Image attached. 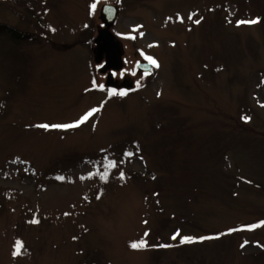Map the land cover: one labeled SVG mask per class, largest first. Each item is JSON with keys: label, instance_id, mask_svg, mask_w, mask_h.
<instances>
[{"label": "rangeland", "instance_id": "374dc122", "mask_svg": "<svg viewBox=\"0 0 264 264\" xmlns=\"http://www.w3.org/2000/svg\"><path fill=\"white\" fill-rule=\"evenodd\" d=\"M105 3L132 87L98 70ZM0 25V264H264V0H0Z\"/></svg>", "mask_w": 264, "mask_h": 264}, {"label": "water", "instance_id": "95a60500", "mask_svg": "<svg viewBox=\"0 0 264 264\" xmlns=\"http://www.w3.org/2000/svg\"><path fill=\"white\" fill-rule=\"evenodd\" d=\"M119 15V7L115 4L105 3L101 7V20L105 25L99 30L97 37L94 39L96 43L98 60H102L103 63L98 67L99 72L107 73L108 85L113 84V73L115 70H120L122 68V49L120 43L115 38L114 34L111 32V26L116 22ZM138 70L144 72H151L153 66L151 62L140 61L137 64Z\"/></svg>", "mask_w": 264, "mask_h": 264}, {"label": "trees", "instance_id": "16d2710c", "mask_svg": "<svg viewBox=\"0 0 264 264\" xmlns=\"http://www.w3.org/2000/svg\"><path fill=\"white\" fill-rule=\"evenodd\" d=\"M4 1H8V0H4ZM8 29V30H7ZM0 31L1 32H9L10 35L15 38V40L17 39H21V34L20 32H18L17 30H14L12 28H7L4 25H0ZM106 156V155H105ZM99 157V166L90 174L96 178L99 179L100 183H99V193H98V197H102L105 193H106V186L105 183L108 182V180L110 179V177L113 174V165H116L115 162L112 159H109L108 157ZM106 164V165H104ZM101 167H103V170L100 169ZM103 171V172H102Z\"/></svg>", "mask_w": 264, "mask_h": 264}, {"label": "snow or ice", "instance_id": "6c2138e0", "mask_svg": "<svg viewBox=\"0 0 264 264\" xmlns=\"http://www.w3.org/2000/svg\"><path fill=\"white\" fill-rule=\"evenodd\" d=\"M96 4L92 5V8L95 9ZM257 21L253 20V21H239L238 23H256ZM196 23H199V21H196ZM151 63L155 64L156 61L155 60H151V58H149ZM102 87V86H101ZM110 95L116 94L115 90H113L112 92L109 93ZM119 95L123 96L126 93L121 91L120 93H118ZM96 111V109H92L91 111H89L88 113H86L83 117H81V119L77 122H75L74 124H63V125H40V127H44V128H48V127H53V128H70V127H77L79 126L80 123H83L85 121H87L89 119L90 116H92V114ZM115 166V165H113ZM121 176H123V173H121ZM33 222H37V221H33ZM264 223V222H262ZM258 225H252L250 227H257ZM175 238V237H173ZM211 237H200L198 239L203 240V239H210ZM194 239L197 238H192V237H183L181 240V243H191L193 242ZM132 248H141V247H145V243L143 241L139 242V243H132L130 245ZM164 247H167V245H164ZM243 247V245H242ZM20 249H21V244L20 242H17L16 246H15V250L13 252V255H19L20 254Z\"/></svg>", "mask_w": 264, "mask_h": 264}, {"label": "flooded vegetation", "instance_id": "af4514ba", "mask_svg": "<svg viewBox=\"0 0 264 264\" xmlns=\"http://www.w3.org/2000/svg\"><path fill=\"white\" fill-rule=\"evenodd\" d=\"M117 72V71H114ZM114 86H117L119 88H125L127 87H132L133 83L129 80V78L125 77L122 80H119V78L115 79V81H113Z\"/></svg>", "mask_w": 264, "mask_h": 264}]
</instances>
